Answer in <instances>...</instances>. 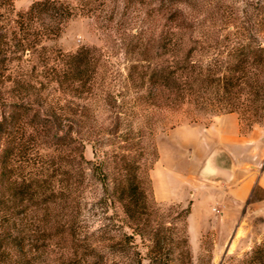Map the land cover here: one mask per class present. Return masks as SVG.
I'll return each mask as SVG.
<instances>
[{
	"label": "rangeland",
	"instance_id": "rangeland-1",
	"mask_svg": "<svg viewBox=\"0 0 264 264\" xmlns=\"http://www.w3.org/2000/svg\"><path fill=\"white\" fill-rule=\"evenodd\" d=\"M35 1L0 3V34H6L9 42L4 47L8 60L0 63V163L8 135L21 143L6 169L8 175L18 178V184L10 190L0 179V202L13 194L17 205L8 210L0 203V211L10 219L20 245L13 247L11 238L9 246L0 250V264H139L140 255L142 264H167L151 263V249L164 260H174L169 264H190L186 249L192 264H248L253 251L264 245V206L252 204L264 196L263 190L257 187L250 202L229 210L228 219L211 218L210 225H199V221L190 229L189 183L180 174L204 165L200 157L196 161L192 157L196 133L201 136L200 128L231 113L230 108L239 119L240 135L258 141L262 150L257 155L264 159V61L255 60L251 52L258 43L264 45V0H62L76 9V15L65 23L60 35L43 40L34 52H17L10 39L17 13ZM177 5L184 8L196 31L181 36L184 50L167 51L159 42L178 38L170 16ZM233 25L242 34L215 32L219 27L232 30ZM82 47L95 50L97 71L92 92L79 99L57 88L49 67ZM176 57L188 59L189 69L222 78L203 83L202 97L193 96L178 111H165L146 99L142 79L131 78V74H136L135 68L141 74L150 72L164 61L173 63ZM243 61L246 66L236 70ZM232 73L248 75L249 83L230 84L224 75ZM72 102L91 107L102 126L104 142L100 146L98 136L86 141L84 158L74 149L75 190L68 204L63 191L64 144L53 113H62L61 107ZM11 103L32 109L30 116L12 124L8 134L3 122L13 110ZM47 113H52L51 124L43 118ZM118 117V135H106L116 127ZM130 125L132 138L127 141ZM105 152L109 153V194L96 166L107 158ZM127 153L141 165L140 177L148 195L140 219H131L124 212L119 193L114 191L120 179L114 161H121ZM155 183L163 196L156 193ZM170 190L173 199L165 195ZM207 206L215 215L223 209L218 203L199 204L201 209ZM67 213V222L79 227L75 234L64 226ZM137 228L141 235L134 231ZM131 234L134 238L128 237Z\"/></svg>",
	"mask_w": 264,
	"mask_h": 264
},
{
	"label": "trees",
	"instance_id": "trees-1",
	"mask_svg": "<svg viewBox=\"0 0 264 264\" xmlns=\"http://www.w3.org/2000/svg\"><path fill=\"white\" fill-rule=\"evenodd\" d=\"M11 4L12 0H0V3ZM182 2V1H181ZM75 8L70 4L62 0H37L35 1L26 11H20L17 13L15 19L16 26L12 31V37L14 45L17 52H34L37 50L38 45L43 40L53 39L60 35L63 30L65 23L73 16L76 15ZM170 16L174 20L175 35H178L176 40L170 39V41L161 40L159 45L165 50H184V40L181 36L185 35L188 30L190 32L196 31L195 27L190 23L186 16L184 8L180 6L174 7ZM228 27H219L215 30L216 33L227 31L226 34H242L237 26L233 25L232 30H228ZM180 35V36H179ZM6 34H0V63L2 61L8 60L7 52L4 51V47L8 48L9 42L5 39ZM3 45V46H2ZM255 54V60L264 61V45L258 43L257 46L251 50ZM63 62L59 64L50 65L52 81L57 86L65 92L66 95L77 97L79 99H84L85 95L92 92L93 86L92 81L94 75L97 71V62H95V50L89 47H82L75 53L65 54L63 57ZM248 59H245L247 62ZM186 61V63H185ZM188 59H183L182 57H176L173 61H164L157 65L152 71H146L144 73H139L135 68V73L131 74V78L142 79L143 84L146 86V99L152 100L155 107L165 110V111H178L179 108L193 96H201L202 84L209 82H217L222 78L218 74L207 75L202 69L196 70L194 68H188ZM246 64L244 61L236 66V70L244 68ZM138 72V73H137ZM244 72V71H243ZM135 75V76H134ZM210 76V77H209ZM229 78L230 84L235 83H249L248 75H237L235 73L224 75ZM247 77V78H246ZM201 86V87H200ZM196 103V101H195ZM198 103V102H197ZM12 111L9 116L4 117L3 130H7L10 134L12 124H14L18 119L23 116H30L29 106L23 103H11ZM72 105H74L72 107ZM62 113H53L56 117V121L59 124V132L62 134L58 136L64 144V171L65 175L63 191L67 195L66 201L70 204V198L74 194V169H72V160L74 158L73 151L78 149L80 158H84L83 150L86 141L95 140L92 139L93 136H98L96 142L100 146L103 145L102 129L101 125L97 123V118L91 107L85 103L72 102L68 103L65 107H61ZM229 111H235L234 108H230ZM38 115V114H37ZM52 113H47L43 118L46 120L47 124L52 123L50 119ZM87 121V122H86ZM119 117L115 123V128L113 131L106 132V135L115 136L118 135ZM132 125L129 127V134L125 140H130L133 132ZM7 136L6 147L2 149L1 152V167L0 179L3 184L9 187L8 189L14 190L16 184H18L17 177L8 175L6 169L8 168V161L14 154L15 148L19 149L20 141L16 139H9ZM76 145L73 146V144ZM78 144V147H77ZM133 144H136L133 142ZM134 145L128 147L130 150ZM107 157L97 163L99 166L103 177L100 180L105 186L106 192L109 194V153L105 152ZM5 160V161H4ZM117 167V173H119V178L117 187H114L115 193H119L118 200L121 202L124 212L131 219H140L142 214L145 212L144 209L147 207V190L143 186L140 169L141 165L138 163L134 155L127 153L122 155L121 161L115 159ZM114 172V174H116ZM116 181V177H115ZM25 183V180H23ZM21 192V191H18ZM54 192V191H53ZM16 193V192H15ZM14 193V194H15ZM26 195L25 192L22 193ZM12 195L8 196V200L2 201V205L8 207V210L14 208L15 203L12 200ZM26 198V197H25ZM142 199V200H141ZM142 201V202H141ZM2 209V208H1ZM0 209V210H1ZM0 250H5L7 245L10 243L11 238L12 246L17 247L20 245L18 239L13 234V228L10 223V219H5L6 213L0 211ZM64 226L72 228L70 234H75L79 227L77 225H71L68 221L70 214L65 215ZM139 229H134V231L141 235ZM129 238H134L133 235H129ZM184 241L187 244V238ZM9 246V245H8ZM190 260L191 255L188 249L184 251ZM140 254V253H139ZM141 256V255H140ZM138 258L139 264H142L143 256ZM161 255L157 250L151 249L149 253V260L151 263H173L174 260L167 258V260L162 259ZM248 264H264V245H259L253 254L247 260Z\"/></svg>",
	"mask_w": 264,
	"mask_h": 264
},
{
	"label": "crops",
	"instance_id": "crops-1",
	"mask_svg": "<svg viewBox=\"0 0 264 264\" xmlns=\"http://www.w3.org/2000/svg\"><path fill=\"white\" fill-rule=\"evenodd\" d=\"M199 132L201 136L196 133L192 157L195 161L200 157L199 162L204 165L200 169L186 168L180 174L181 180L189 183L186 190L187 200L192 202L188 217L190 229L193 225L198 226L199 221L202 223L199 225H210L211 218L226 220L229 210L251 201L257 187L264 192V159L257 155L262 145L240 135L239 119L234 112L217 116L213 123L200 128ZM202 156L206 158L202 160ZM155 189L157 194L164 195L159 184L155 183ZM173 192L165 193L166 197L173 199ZM204 202L221 204L223 209L215 215L210 206L199 207ZM252 204L264 206V196Z\"/></svg>",
	"mask_w": 264,
	"mask_h": 264
},
{
	"label": "built area",
	"instance_id": "built-area-1",
	"mask_svg": "<svg viewBox=\"0 0 264 264\" xmlns=\"http://www.w3.org/2000/svg\"><path fill=\"white\" fill-rule=\"evenodd\" d=\"M217 211H219V210H217Z\"/></svg>",
	"mask_w": 264,
	"mask_h": 264
}]
</instances>
